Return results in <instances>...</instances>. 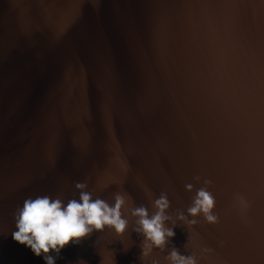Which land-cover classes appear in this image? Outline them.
<instances>
[{"label": "water", "instance_id": "95a60500", "mask_svg": "<svg viewBox=\"0 0 264 264\" xmlns=\"http://www.w3.org/2000/svg\"><path fill=\"white\" fill-rule=\"evenodd\" d=\"M77 181L150 211L164 192L169 213L205 187L217 221H177L141 258L130 220L55 264H166L169 247L264 264V0H0V264H43L11 240L12 213Z\"/></svg>", "mask_w": 264, "mask_h": 264}, {"label": "clouds", "instance_id": "9594fccd", "mask_svg": "<svg viewBox=\"0 0 264 264\" xmlns=\"http://www.w3.org/2000/svg\"><path fill=\"white\" fill-rule=\"evenodd\" d=\"M193 180L199 181L200 178L193 177ZM208 183L207 179L203 181L205 185ZM73 188L77 192L76 198L27 197L12 213L14 230L10 232L11 240L23 245L43 264H55L62 249L78 245L93 231L110 230L120 236L129 228L130 220L131 230L141 237V258L148 256L153 249L164 252L166 243L174 236L173 227L177 226V221L185 226L196 224L197 217L209 224L217 221L212 211L214 198L205 187L195 190L184 212L177 209L174 213L168 212L170 201L164 192L151 199L150 211L142 204L126 202L120 193H114L109 204L107 200L93 196L84 181L74 182ZM184 190L192 192L193 184H184ZM236 199L244 204L243 197L237 196ZM162 259L166 264H198L199 261L196 254L182 255L174 247H169ZM77 264H85V261L78 258ZM151 264H162V261L152 258Z\"/></svg>", "mask_w": 264, "mask_h": 264}]
</instances>
